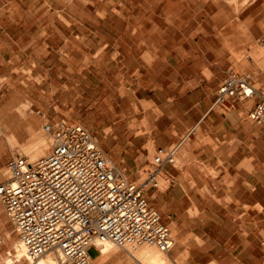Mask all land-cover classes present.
<instances>
[{
    "label": "rangeland",
    "instance_id": "374dc122",
    "mask_svg": "<svg viewBox=\"0 0 264 264\" xmlns=\"http://www.w3.org/2000/svg\"><path fill=\"white\" fill-rule=\"evenodd\" d=\"M242 1L0 0V125L3 129L0 131V145L3 146L0 182L6 179L8 169L5 168L13 157L29 158L24 154V145L33 135L28 130L29 125L33 126L32 131H41L49 138L56 136L57 130L48 129L52 122L44 112L46 84L42 82L43 77L59 73L77 75L76 72L67 73V69H86L90 74L95 70L93 57L100 50L120 51L131 68L136 64V52L145 50L148 45L152 50L159 47L171 59L172 53H179L182 79L192 78L196 72L204 89L211 84L208 77L222 81L229 71H234L250 76L255 87L264 90V0H248L246 4L249 5L244 6L240 4ZM244 33L249 46L239 43ZM229 37L237 41L232 46L227 44V38L231 40ZM109 61L107 58L101 66L107 74ZM219 86L220 82L214 86L215 92ZM204 89L198 91V98L205 95ZM32 98H36V105L29 106L23 115L20 107ZM252 100L245 99L243 104L250 108ZM86 116L94 119L89 113ZM102 120L108 123L109 118ZM191 132H200L198 124L167 148L176 149L177 165L186 157L185 146L189 145ZM11 136L17 141L13 146L7 139ZM106 142L114 152L118 151L115 148L118 143L123 151L127 144L123 139L114 138ZM144 142L145 139H140L142 147L121 157L130 163L140 162L135 170L127 171L112 159L127 179L137 184L148 178L149 170L155 168L156 157L162 155L154 147L142 145ZM52 148L46 150L45 156ZM164 175L163 170L159 173V187L150 186L152 189L146 196L151 205L166 212L164 219L172 229L175 245L166 252L171 260L169 264H264V203L263 207L258 205L256 210L249 211L247 206L245 210L235 209V204H231L226 214L225 204L204 200L208 191L203 189L197 192V197L203 199L205 212L203 218L194 219L187 215V209L194 205L179 187L169 188L163 198L162 193L161 198L152 197L155 191L161 192L168 185L162 179ZM209 190L223 202L227 199L226 187ZM261 199L264 200V195ZM171 208L177 211L174 218L177 224H172L168 217ZM190 212L198 214L195 206ZM21 242V235L0 199V264H10V261L11 264H31L24 254L21 258L17 256ZM90 253L97 254L95 248ZM142 261L115 245L93 264H149V261Z\"/></svg>",
    "mask_w": 264,
    "mask_h": 264
},
{
    "label": "crops",
    "instance_id": "0c3cea01",
    "mask_svg": "<svg viewBox=\"0 0 264 264\" xmlns=\"http://www.w3.org/2000/svg\"><path fill=\"white\" fill-rule=\"evenodd\" d=\"M144 49L135 53L136 64L131 68L120 51L106 53L103 49L94 55L95 70L90 74L86 73V69H67V73L76 72L77 75L72 77L59 73L43 77L42 82L46 84L44 112L48 121L52 122L48 124V129L83 125L99 140L100 146L114 162L129 171L135 170L141 163H130L121 157L133 154L141 146L140 139L146 140L142 145L161 152L198 124L200 132L189 134L183 163H167L161 169L160 174L164 170V180L168 185L161 192L155 191L158 193L155 197L161 198L162 193L163 198L169 188L179 187L198 210V214L192 215L190 211L194 206L187 209V215L194 219L203 218L205 212L203 199L197 197V192L203 189L208 191L204 200L225 204L226 214L231 204H235V209L245 210L247 206L248 211L256 210L258 205L263 207L264 125L248 118L259 99H254L250 108L237 98L218 102L214 86L226 78L215 81L212 76L208 77L211 84L204 89V83L202 79H197L196 72L192 78L182 79L179 53H172L171 59L159 47L152 50L148 45ZM107 58L110 60L108 74L101 67ZM201 88L205 95L198 98V91L203 90ZM27 103L30 107L35 106L36 98L29 99ZM21 107V113L26 115L28 108L23 110ZM87 113L94 119L90 120ZM107 116L108 123L102 120ZM32 127L28 126L31 132ZM112 138L127 141L124 151L119 143L115 145L117 152L111 149L106 141ZM225 187L228 194L224 202L209 190ZM151 189L147 187L146 192ZM155 208L166 223V212L160 207ZM176 214L177 211L171 208L168 217L172 219V224H177L174 220ZM93 248L97 252L95 256L90 253ZM89 253L94 261L102 256L96 246H92Z\"/></svg>",
    "mask_w": 264,
    "mask_h": 264
},
{
    "label": "built area",
    "instance_id": "2783aa9c",
    "mask_svg": "<svg viewBox=\"0 0 264 264\" xmlns=\"http://www.w3.org/2000/svg\"><path fill=\"white\" fill-rule=\"evenodd\" d=\"M256 99L250 119L264 125V90L250 76L229 71L217 90V101ZM49 155L36 161L13 157L0 183V199L19 232L23 254L36 261L57 253L60 264H93L89 253L97 242L116 246H156L169 252L175 245L170 227L151 205L146 188L159 187V173L175 162L176 149L161 151L155 168L141 184L129 181L80 124L61 127Z\"/></svg>",
    "mask_w": 264,
    "mask_h": 264
},
{
    "label": "bare ground",
    "instance_id": "6f19581e",
    "mask_svg": "<svg viewBox=\"0 0 264 264\" xmlns=\"http://www.w3.org/2000/svg\"><path fill=\"white\" fill-rule=\"evenodd\" d=\"M247 1L248 0H243L242 3H240V4L244 6ZM251 3H252V1H251ZM246 5H249V4H246ZM222 34H223V32H222ZM229 35H231V34H229ZM246 37H247L246 33H244V37L239 42V43H241V45L244 44V43H246V45H248L247 44L248 40H247ZM229 38H231V37H229ZM231 40L228 39V38L226 40L227 44H229L230 46L234 45L237 42L233 38H231ZM243 47H244V45H243ZM247 103L249 105L251 103V101L250 102L248 101ZM147 107H149V106H147ZM21 108L23 110H25V109L29 108V104L27 102H24L22 104ZM43 129H41V130H43ZM2 130H3L2 126L0 125V131H2ZM37 131H33L32 138H30L31 140L27 141V144L24 145V152H25L24 154H27L29 156L28 159H30V161H36V160L40 159V157L45 156L46 155V150L50 146H54V144L56 142V137L55 136L52 135L53 137L49 138L48 136L44 135L41 131H39V132H37ZM47 131H48V129H47ZM7 139H9V141H10L12 146L14 145L15 142L17 144V141H16L14 136H11L10 138H7ZM5 169H8V168H5ZM5 169H4V171H5ZM116 169H117L118 173H122L124 175L123 171H121L118 168V166H117ZM7 172H8V170H6V174H7ZM0 176H1V174H0ZM124 177L127 178L126 175H124ZM160 177L162 178V176H160ZM162 179H164V178H162ZM156 194H158V193L154 192L152 196L155 197ZM96 244L102 250V254L108 252L111 248H113V246H115V244L113 242H111V241L97 242ZM17 249H18L17 250L18 251L17 256L19 258H21L23 256V243L22 242L18 245ZM126 250L131 256H133L135 259H137L140 262H143L142 260H145V261H149V264H169L170 261H171L166 252H163L160 249L158 250V249H156L155 247H153L151 245L128 246V248H126ZM11 259L13 260V258H11ZM11 263L12 262L10 261V264ZM31 264H60V257H59V255L57 253H49L46 256L45 255L42 256L41 258H39L36 261H31Z\"/></svg>",
    "mask_w": 264,
    "mask_h": 264
}]
</instances>
